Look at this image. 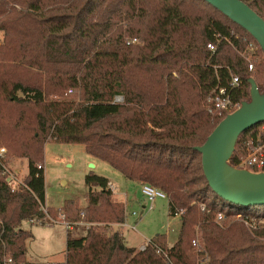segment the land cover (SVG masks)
Instances as JSON below:
<instances>
[{
    "label": "trees",
    "instance_id": "obj_1",
    "mask_svg": "<svg viewBox=\"0 0 264 264\" xmlns=\"http://www.w3.org/2000/svg\"><path fill=\"white\" fill-rule=\"evenodd\" d=\"M241 1L264 19V0ZM0 33V149L28 161L15 192L0 162V264L8 257L28 264L33 235L22 224L45 219L38 165L53 142L82 145L127 180L163 192L170 214L181 218L172 247L167 235L145 251L129 247L121 232H110L125 222V205L113 199L109 179L90 172L86 217L79 200L61 212L65 222L95 226L78 237L68 231L59 264H264V228L251 233L235 221L264 206L238 207L216 195L196 149L229 115L208 113L213 90L239 77L243 89L233 97L241 105L250 101L254 73L264 92V52L247 31L203 0H0ZM263 124L241 135L232 167L244 169V144ZM219 213L227 216L223 226ZM197 239L202 251L193 246Z\"/></svg>",
    "mask_w": 264,
    "mask_h": 264
},
{
    "label": "rangeland",
    "instance_id": "obj_2",
    "mask_svg": "<svg viewBox=\"0 0 264 264\" xmlns=\"http://www.w3.org/2000/svg\"><path fill=\"white\" fill-rule=\"evenodd\" d=\"M259 62L264 63V59ZM255 77L256 75L252 73L249 78L255 79ZM258 131L259 135L264 136V124L260 126ZM8 158L9 170L16 176L17 180L23 182V179L28 175L27 159L10 156ZM90 159L91 157L86 154L82 145L54 142L46 144L45 163L39 164L44 167L46 180V201L45 206L42 208L45 219L42 222L34 220L22 224V229L31 232L33 235V238L28 240L26 244L27 263L59 264L65 261L68 228L63 220L61 210L66 201L79 200L82 210L80 216L84 213L86 217V210L88 209L86 196L89 188L85 183V179L90 172L95 171V168L89 165ZM95 172L99 176L110 179L113 183L116 188V192L112 191L113 199L117 202L126 203V226H124L125 222L111 225L110 232H121L126 239V244L136 249L158 235L168 236L167 243L169 247H172L178 241L181 220L170 214L168 198L155 200L154 208L150 210L151 203L143 195L142 185L126 180L121 173L103 161H100ZM49 210L58 212V216H51ZM134 213L136 216L133 215ZM261 213H264V208H251L246 212L248 215H259ZM235 221H237L236 218ZM92 226H95V224H74L73 230L70 231L75 237H78L85 235L86 231Z\"/></svg>",
    "mask_w": 264,
    "mask_h": 264
},
{
    "label": "water",
    "instance_id": "obj_3",
    "mask_svg": "<svg viewBox=\"0 0 264 264\" xmlns=\"http://www.w3.org/2000/svg\"><path fill=\"white\" fill-rule=\"evenodd\" d=\"M247 31L264 52V19L241 0H203ZM251 85L250 101L229 114L196 149L202 155L204 175L210 188L229 204L251 208L264 206V173L236 169L229 162L241 135L264 123V92L255 80ZM93 167V164L90 167Z\"/></svg>",
    "mask_w": 264,
    "mask_h": 264
},
{
    "label": "built area",
    "instance_id": "obj_4",
    "mask_svg": "<svg viewBox=\"0 0 264 264\" xmlns=\"http://www.w3.org/2000/svg\"><path fill=\"white\" fill-rule=\"evenodd\" d=\"M133 43H137V40H134ZM208 48L213 52H215L216 50V46L213 44H209ZM249 48L252 51H254L255 49L252 43L249 44ZM252 58L253 57L248 59L249 69L251 71H253L255 67V64ZM243 85H244L243 81L239 77L235 76V77H232L231 82L228 87H218L217 89L213 90V92H211L205 100V106H206L208 113L212 115L213 117H216L217 115H221V114H232V112L236 111L240 107V105L234 101L233 96L237 90L243 89ZM116 101L120 103L123 101V99L118 97ZM244 149L246 151L247 157L243 161L244 162L243 168L253 173H263L264 172V139L263 137L259 135L255 139L246 141L244 144ZM8 159L9 158L7 157V150L5 148L0 149V162L3 165L4 173L8 176V181L11 185L12 191L15 192V191H18L24 185V181L22 182V181L17 180L16 176L9 170ZM38 168L44 169L42 165H39ZM108 186L110 190L116 191V188L112 183H109ZM142 193L148 199L149 203H151L149 206L150 210H153L154 208L153 204L155 200L167 199V196L163 192L157 190L156 188L148 186V185H143ZM202 210L203 211L205 210V206H202ZM133 215L136 216L135 213ZM81 218L82 219L85 218L84 213L81 214ZM226 219H227V216L224 213H219L216 223L219 226H223ZM236 220L243 223L251 233H254L264 228V217L260 215L258 216L237 215ZM65 223H66L68 230L73 229L74 224L75 225L84 224V222H78V223L65 222ZM149 244H150V241L144 246H142L139 250L145 251L147 247L149 246ZM193 246L196 249H198V251H202L201 243L198 239L193 242ZM165 257L168 260L166 255ZM5 263L11 264L12 259L8 257ZM168 264L170 263L168 262ZM199 264H209V259L203 258L199 261Z\"/></svg>",
    "mask_w": 264,
    "mask_h": 264
},
{
    "label": "crops",
    "instance_id": "obj_5",
    "mask_svg": "<svg viewBox=\"0 0 264 264\" xmlns=\"http://www.w3.org/2000/svg\"><path fill=\"white\" fill-rule=\"evenodd\" d=\"M3 35H2V33H0V40H1V37H2ZM91 157V156H90ZM100 163V160H98V159H95V158H93V157H91V159H90V161H89V165H91V164H93L94 166H95V171L98 169V164ZM94 171V172H95ZM96 173V172H95ZM108 179V178H107ZM127 180V179H126ZM109 181H110V179H109ZM129 181V180H128ZM110 183H112L111 181H110ZM135 183V182H134ZM113 184V183H112ZM141 185V184H140ZM116 192V191H115ZM120 202H122V201H120ZM122 203H124L125 204V206H126V203L125 202H122ZM61 208V207H60ZM145 209V208H144ZM175 218H178V219H180L181 220V218H180V216H177V217H175ZM124 226H126V222H125V224H124ZM71 230H73V229H71ZM68 231H70V230H68ZM168 237V236H167ZM151 241V240H150ZM145 244H147V243H145ZM145 244H143V245H141L140 247H138L137 249H140L142 246H144ZM135 248V247H134ZM29 264V263H28Z\"/></svg>",
    "mask_w": 264,
    "mask_h": 264
},
{
    "label": "bare ground",
    "instance_id": "obj_6",
    "mask_svg": "<svg viewBox=\"0 0 264 264\" xmlns=\"http://www.w3.org/2000/svg\"><path fill=\"white\" fill-rule=\"evenodd\" d=\"M92 167V166H91ZM92 168H95V166L93 165V167Z\"/></svg>",
    "mask_w": 264,
    "mask_h": 264
}]
</instances>
